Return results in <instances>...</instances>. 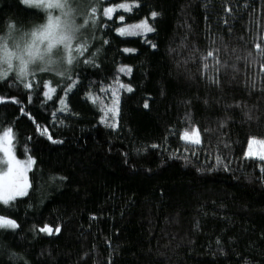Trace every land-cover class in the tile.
<instances>
[{"label":"trees","instance_id":"1","mask_svg":"<svg viewBox=\"0 0 264 264\" xmlns=\"http://www.w3.org/2000/svg\"><path fill=\"white\" fill-rule=\"evenodd\" d=\"M118 3L131 11L106 17L104 8ZM26 5L0 0V26L38 20ZM93 8L92 47L69 78L37 75L30 88L0 78V133L11 127L16 157L35 160L28 195L0 203V215L18 224L0 228V264H264V162L245 156L250 138L264 139V73L241 60L239 73L221 70L217 86L200 64L212 48L229 65L249 51L255 57L264 0H98ZM142 20L155 31H116ZM122 65L130 75L118 72ZM116 76L133 91L120 90L111 128L100 123V105ZM61 100L68 111H59ZM248 109L259 119H246ZM192 126L199 145L181 139ZM45 128L61 142L41 135ZM217 155L227 170H209ZM45 225L51 235L40 231Z\"/></svg>","mask_w":264,"mask_h":264},{"label":"snow or ice","instance_id":"2","mask_svg":"<svg viewBox=\"0 0 264 264\" xmlns=\"http://www.w3.org/2000/svg\"><path fill=\"white\" fill-rule=\"evenodd\" d=\"M26 3L27 0H24ZM131 5L127 3H118L113 4L112 6L105 7L104 8V15L111 19L112 14L117 9H123L125 12L131 11ZM93 13L95 12V8L92 9ZM151 16L153 19H155L158 16V13L153 11L151 13ZM119 20L123 21L124 16L121 15L119 17ZM95 22V21H94ZM117 33L120 36H138L143 35L146 33H150L155 31L154 27L151 26L147 20H142L139 23L136 24H128L124 27H118L116 29ZM107 43V41H105ZM213 44L215 41L212 42ZM152 47H156L155 44L152 45ZM256 53L257 55L253 57V54L249 51L246 56H240L237 55L235 57L236 62L229 65L227 61H222L219 58V48H212L208 50L206 53H201L200 55V64L202 69V74L205 75V77L208 79L209 83L216 84L217 86L220 85V79H219V73L221 70H224L226 73L229 68H231L232 72L234 74H237L240 72L239 68V62L241 60L244 61L246 66H251L252 64H259L261 73H264V46H261L260 44H256ZM124 52H134L135 49L125 48L123 49ZM197 51V49H193V52ZM233 52H235V49H233ZM211 71V75H208V73ZM118 72L124 73L126 75L131 74V67L122 65L118 68ZM7 75V73H4L3 75H0V78ZM234 78V77H233ZM19 80V78H17ZM21 83L24 84L25 88H30L31 84L28 83L29 79L26 80H19ZM45 88H48V84L45 83ZM108 90L111 91V99L108 104H104L101 102L100 105V111L102 113L100 118V123L104 124L105 127H116V120L117 117L120 114V105H121V96H120V90H124L126 92H132L133 89L130 84H124L120 82L119 76L115 77V80L112 85H108ZM249 87L255 88V82L252 81L249 84ZM52 91V89H49V92ZM100 91H105L104 87H101ZM261 91H264V84L261 86ZM49 92H45V96H49ZM89 99L92 100L93 103L96 102L98 97H94L92 93L87 94ZM50 98V97H49ZM207 103V101H205ZM61 104L63 107L59 109L61 112L68 111L67 105L64 103L63 100H61ZM146 108L148 107L147 102H145L144 105ZM237 107H240V105H236ZM227 107H231V105H228ZM246 107V106H245ZM244 116L248 120L252 119H259V117H254L252 115L251 109H248L244 111ZM227 116V114H226ZM53 118L55 119V113H53ZM227 119H231V117H227ZM227 119L220 121V127L223 128L226 126ZM63 123V120L60 121ZM40 131L39 127L37 129ZM41 135H46L47 139L52 141V143H60L59 140H53L51 135H48V130L45 128L43 131H41ZM181 139L185 140L188 143H191L193 145H199L201 143V135L199 130L195 127H191V131L188 129H185L183 134L181 135ZM152 148H156L157 145L153 144L151 146ZM225 147H228L227 143H225ZM27 148H25V152L27 153ZM246 157H252L257 159L258 161L264 162V139H257L256 137H252L248 141V150L245 153ZM35 164V160L31 155H26V158L24 160L18 159L15 155L14 151V133L11 127L6 128L3 130L2 133H0V203H2L5 206L12 207L13 202L16 201L18 197H24L28 195V190L31 187L29 182V171L33 168V165ZM223 166L224 170H227V165L223 164L222 156L217 155L216 156V164L213 165L209 170H216L217 167ZM260 171H261V180H264V164L259 165ZM202 170V169H198ZM63 179V178H61ZM18 227V224L14 219H9L4 217L3 215H0V228L2 229H13L15 230ZM41 232H46L47 234H52V229L49 228L47 225H45L44 228L40 229ZM57 233H59L60 229L57 227L55 230ZM220 242L217 241V244ZM3 248L0 246V253H2ZM9 259L13 261H19L22 259L21 256L14 252L9 253ZM27 264V262H25ZM109 264H111V261H109ZM245 264H248L247 261H245Z\"/></svg>","mask_w":264,"mask_h":264},{"label":"clouds","instance_id":"3","mask_svg":"<svg viewBox=\"0 0 264 264\" xmlns=\"http://www.w3.org/2000/svg\"><path fill=\"white\" fill-rule=\"evenodd\" d=\"M26 6L38 20L19 24L9 18L0 26V75L21 81L37 75L69 78L92 47L90 10L98 0H34Z\"/></svg>","mask_w":264,"mask_h":264},{"label":"rangeland","instance_id":"4","mask_svg":"<svg viewBox=\"0 0 264 264\" xmlns=\"http://www.w3.org/2000/svg\"><path fill=\"white\" fill-rule=\"evenodd\" d=\"M34 2V0H27V3H29L30 5ZM8 75V74H7ZM185 141V140H183ZM186 142V141H185ZM247 150H248V145H247ZM247 152V151H246ZM249 158H252V157H249ZM46 233V232H45ZM47 234V233H46Z\"/></svg>","mask_w":264,"mask_h":264}]
</instances>
